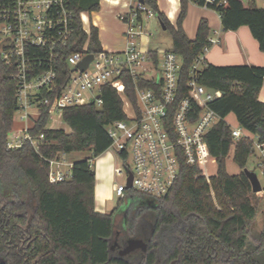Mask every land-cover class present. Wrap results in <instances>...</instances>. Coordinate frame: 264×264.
Instances as JSON below:
<instances>
[{
  "label": "trees",
  "instance_id": "obj_1",
  "mask_svg": "<svg viewBox=\"0 0 264 264\" xmlns=\"http://www.w3.org/2000/svg\"><path fill=\"white\" fill-rule=\"evenodd\" d=\"M227 0L216 12L225 31L248 27L264 52V8L251 0ZM180 0L175 24L162 13L155 0H144L160 24L165 26L171 51L183 60L181 98L196 58L209 46L211 29L202 19L191 40L184 28L188 4ZM75 15L74 31L66 55L81 50L89 41L88 52L102 51L98 28L91 36L83 29L81 14L100 9V0H70ZM158 62V53L151 52ZM71 69L65 59L58 73L62 89ZM12 71L0 61V264H264V198L252 192L242 171L227 172V158L245 169L253 154L250 139L235 143L232 128L225 119L233 114L247 131L264 136V102L259 93L264 84V67L207 65L200 70L199 82L223 92L212 104L221 117L206 137V151L215 159L217 174L210 184L200 166L180 164L178 179L168 196L153 199L128 191L125 200L135 207V215L125 219L126 228L117 231L115 212L96 210V173L92 161L111 146L107 127L126 118L120 94L111 86L100 88L102 106L88 104L64 110L65 129H47L48 111L43 110L32 133L44 135L38 150L31 145L8 150V135L16 112V82ZM126 96L136 105L135 84L124 74ZM147 86V84H144ZM89 153L72 165L70 179L51 184V161L61 155ZM261 209V210H260ZM152 213L148 229L140 224L145 212ZM259 212L262 228L255 231ZM130 239L143 240L146 250L121 256Z\"/></svg>",
  "mask_w": 264,
  "mask_h": 264
},
{
  "label": "built area",
  "instance_id": "obj_2",
  "mask_svg": "<svg viewBox=\"0 0 264 264\" xmlns=\"http://www.w3.org/2000/svg\"><path fill=\"white\" fill-rule=\"evenodd\" d=\"M194 3L217 11L227 0ZM154 15L138 0L121 16L127 41L124 50L93 54L88 52L87 41L81 50L66 55L75 23L70 0H0V61L12 71L16 82V112L7 149L31 145L38 150L44 135H34L32 130L43 110L48 111L46 128L51 129L49 123L63 120L67 108L91 103L101 107L100 88L111 86L120 94L126 116L107 127L112 140L109 149H114L124 163L123 169H115L117 175L125 177V184L115 185L119 200L132 190L153 199L168 196L178 179L181 162L202 167V176L210 184L213 176L207 172V163L215 159L206 151V137L221 120L212 104L222 98L223 92L208 89L199 82V76L207 66L206 53L222 42L220 32H213L208 38L209 46L194 61L186 81V96L181 98L182 58L169 50L161 63L156 50V62L151 56L154 50L139 47V40L149 35L144 16ZM81 20L90 38L91 27L85 13ZM88 55H93V60L85 71H80L78 65ZM64 59L71 74L59 89L58 73ZM124 74L134 81L136 105L126 96ZM16 122L22 124L18 130ZM231 128L235 143L241 138L250 139L251 157H255L251 171L264 175V136L239 124ZM50 163L51 184L70 179L72 164L70 172H63L61 160ZM130 178L132 186L128 188Z\"/></svg>",
  "mask_w": 264,
  "mask_h": 264
},
{
  "label": "crops",
  "instance_id": "obj_3",
  "mask_svg": "<svg viewBox=\"0 0 264 264\" xmlns=\"http://www.w3.org/2000/svg\"><path fill=\"white\" fill-rule=\"evenodd\" d=\"M137 1L100 0V9L98 11L90 15L85 14L90 27L93 25L99 30L102 50L118 52L125 49L127 41L124 34L125 25L121 20V16L128 13ZM155 1L159 10L167 16L172 24H175L181 10L180 0ZM191 8L198 9L192 13V17L188 15ZM202 19H206L209 22L210 36L213 35L214 31H219L222 40L220 45L211 47L206 53L207 65L217 67H264V52L260 50L257 40L253 37L248 27H241L237 31H225L221 17L216 11L204 8L194 2H189L187 16L183 21V28L191 40L195 39ZM110 35H112L111 39L109 38ZM259 100L264 102V84L259 93ZM95 199L97 201L96 204L99 205L101 200L98 192V174L95 183ZM99 213L108 214V212Z\"/></svg>",
  "mask_w": 264,
  "mask_h": 264
},
{
  "label": "rangeland",
  "instance_id": "obj_4",
  "mask_svg": "<svg viewBox=\"0 0 264 264\" xmlns=\"http://www.w3.org/2000/svg\"><path fill=\"white\" fill-rule=\"evenodd\" d=\"M248 2L247 0H245ZM254 1V4L257 8H264V0H251ZM198 9L191 8L188 15L191 16L192 13L197 11ZM192 17V16H191ZM144 25L145 30L149 34L148 36H144L139 40V44L142 49L145 50H154L158 51L159 58L162 63L164 59V55L166 52H168L172 47V41L171 38L166 30H164L157 18L156 15H154L151 18H146L144 16ZM112 38V35L109 37ZM226 121L228 124L232 127L237 126L238 122L236 120V117L231 114L226 118ZM22 127V124L19 122L15 123V129L18 130ZM49 128L51 129H65L66 132H70L69 127L64 123L63 120H60L58 122H51L49 123ZM233 153L232 150L229 157L227 158L226 168L227 172L230 175H238L244 169H241V167L234 161L233 159ZM89 153H72L70 155H61L60 159L62 161V165L60 166V170L63 172H70L71 164L73 165L75 162L82 161L85 158L89 157ZM254 160L255 157H250L247 166L245 169H248L249 171L253 170L254 168ZM92 167L96 173V176L98 174V192L100 194V204H96V209L99 212H108L112 213L115 212V228L117 231H122L126 228L125 219L126 216L129 213V215H135V207H131V201L125 200L124 203L119 206V198L116 196V193L114 191L115 185L119 184H125V177L123 175H117L115 173L116 168L123 169L124 163L121 161V159L118 157L114 149H108L105 151L101 156L94 159L92 161ZM207 172L209 176H215L217 174V164L215 160L210 159L207 163ZM258 178L262 186L263 193L258 194L259 197L264 198V175H261L258 173ZM97 203V201H96ZM102 203V204H101ZM261 210V209H260ZM131 215V216H132ZM152 218V213L145 212V214L142 216L140 224L142 226V230L148 229V222ZM262 228V214L259 212L257 216V221L255 223V231L259 232Z\"/></svg>",
  "mask_w": 264,
  "mask_h": 264
},
{
  "label": "water",
  "instance_id": "obj_5",
  "mask_svg": "<svg viewBox=\"0 0 264 264\" xmlns=\"http://www.w3.org/2000/svg\"><path fill=\"white\" fill-rule=\"evenodd\" d=\"M139 2L144 3V0H139ZM162 28L165 30V26L161 24ZM93 60V55L86 56L78 65V69L80 71H85L90 62ZM244 174L250 181L252 192L255 194H260L262 192V186L259 181V178L255 172L249 171L248 169H244ZM132 186V178L129 179V185L128 188H131ZM146 243L143 240L140 239H130L127 243V246L120 251L121 256L128 255L138 249L146 250Z\"/></svg>",
  "mask_w": 264,
  "mask_h": 264
}]
</instances>
